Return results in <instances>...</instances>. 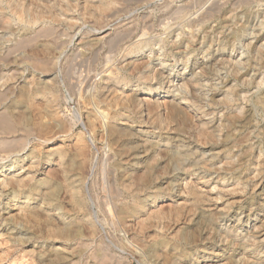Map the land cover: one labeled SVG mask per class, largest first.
<instances>
[{"label": "rangeland", "instance_id": "rangeland-1", "mask_svg": "<svg viewBox=\"0 0 264 264\" xmlns=\"http://www.w3.org/2000/svg\"><path fill=\"white\" fill-rule=\"evenodd\" d=\"M117 1L121 2L120 5L123 3V0H0V55L15 48L16 44L22 42V39L23 41L28 39L33 41L34 39L35 42L30 44L29 49L15 53L16 58L22 59L26 54H33L47 57L46 59L52 64V73L39 74L31 67L29 68V65L20 63L18 67L14 68L18 69L17 72L20 77L19 82L16 83L10 81L11 69L8 70L0 66V87H3V83L6 80L7 82L9 81L7 85L12 86L16 90L23 86L35 89L38 85H51V81L58 76L56 74L58 68L61 67L63 72L65 70L71 71L73 68L70 69V67L75 65L78 67V64H81L78 67L80 69H76V67L74 69H76L77 74L79 71L83 74L80 75L79 73L81 80L83 79L81 76L86 77V73L88 75L89 72L87 71H90V73L94 72L92 75H96V87L84 89L83 86H80L81 84H78L79 88H82L78 90V86L76 87L79 91L77 98V91L75 93L70 92L69 89L57 84V87H55V94L59 96V105L56 112L58 118L74 126V135L85 136L84 138L88 144L90 143L94 159L98 157L103 148L104 152H107L109 148L105 140H99L97 136H94L89 131L86 115L92 111L97 112L99 115L103 111L105 113L103 105L99 106L94 101L99 92L103 94L104 91L102 89L104 87L108 91L113 89L115 95L123 103L127 101L124 96L134 95L137 104L136 117L143 124H130V122H118L117 124L122 127H131L129 129L136 135H143L142 139H137L136 137L134 143L140 146L155 144L151 154L156 159L158 158L157 153L162 147H174L179 148V150L185 149L195 152V149L186 147L189 139L190 141L194 139L183 135L184 137L176 138L171 144L166 142L168 138L174 136L173 132L166 134L164 131L160 136L157 129L151 128L156 122H153V118L150 119L147 116L144 106L145 102L152 101L160 104L161 101L167 100L166 102H169V105L182 107L193 117L194 123H200V126L202 124L207 125L215 134L218 132L215 139L218 140L217 143H222V145L225 144L222 141V134L226 131L224 116H231V114L239 116L246 110H250L251 120L249 127L246 130H237L235 132L240 138H248L247 144L243 143L242 146L230 149V152L224 154L220 153L221 150L219 148H216L215 151L206 152L203 158L215 157V160L213 159L206 164L211 174H207L203 179H200L203 176V170H201L202 174L197 173L193 176L182 177V180L174 183L173 193H163L165 195L161 197L147 199L146 197L152 194L142 193L143 206L133 218L128 219L130 224L127 223L129 226L125 224L127 227L122 226L124 224L115 220L114 222L112 220L104 221L99 208H96V206L91 207L89 197H93L92 199L95 200L96 197L102 198L104 194L101 193L100 188L101 178H95L85 185L86 188H90V191L88 190L87 194L86 191L82 193L85 201L87 200L88 209L93 212V215H89L90 217L86 216L83 220L89 224H98V226L103 223L102 235L104 234L106 243L110 244L116 257L122 258L119 264H138L137 260H144L145 264H225L230 262L227 259L229 257L233 264H248L246 261L247 256L251 257V264H264V106L261 103L264 99V0H251V3L248 2L242 7L234 6L232 1L223 10L219 20L216 19L203 26L204 31L201 30L200 26H195L194 29L189 28V30L188 27L184 26V21L188 17L193 19L197 16L195 14L196 11L197 14L201 12L200 7L195 6L184 20H182V13L181 16L180 14L178 15L180 19L175 15L179 19L177 21L180 22L177 26H174L170 34H167V31L165 33L166 28L162 27L166 26L162 25V21L171 17L172 11L175 12L177 7L179 8L182 4H187L192 0H149L148 4L145 1L132 2L127 7L126 13L118 15L121 16L118 17L120 18L119 21H121V24L116 27L118 30H123L127 27L126 23L129 21H134L133 23L136 24L133 27L135 30H132L135 32H132L133 34L124 44L121 43L119 48L115 50L116 52L114 51L113 55L116 59L114 67L119 69L118 78L116 79L115 77H109L107 73L99 71L102 68L101 63L105 54L102 52L94 59L95 56L87 48L90 40L102 38L105 32L113 30L114 27H111V25L103 29H98V27L108 25L107 22L111 17H107L110 13H108L109 11L107 13L104 12V8L111 9V6H117L118 8L119 3L116 4ZM170 4L171 7L168 6ZM132 17L133 19L130 20ZM143 17L146 18L145 21ZM102 19H105L104 22ZM221 19H224V23H222ZM100 23L103 25L101 24L100 26ZM149 23L150 26H148ZM48 27H50L49 30ZM149 27H151V30H147ZM141 28H144L142 29L143 31H151L147 36L145 35L146 38H139L143 32ZM41 30L50 31L52 36L39 37ZM228 35L233 36L228 39V45L224 47L225 39L223 37ZM31 37L32 39H30ZM59 45H61L60 48ZM77 54L80 59L77 58ZM90 58L93 60H90ZM81 59H84L83 62ZM85 61H88V63L86 64ZM92 61L94 62L92 63ZM143 63H149V66L145 65L139 73H131L133 64L139 65ZM128 64L130 65L127 66ZM74 69L71 73L75 72ZM82 71H86V73ZM241 74H243V77ZM147 77L150 79L148 82L145 81ZM163 78L165 79L162 80ZM81 80L80 83L82 82ZM190 83L193 85L191 94V89L188 88L187 90L186 85L192 86ZM149 87L151 90H148ZM104 93L106 94V91ZM108 93L102 98H105ZM48 97L49 95H43L38 99L40 103H43ZM143 99L148 100L145 101ZM75 102H78L77 105ZM122 102L121 104L123 105ZM128 104V101L124 103L127 108L125 110L130 111L133 109V104H129V106ZM159 113L160 120H164L165 111L162 107L159 109ZM98 122L102 123V129L104 130L107 120H103L100 117ZM52 123L55 124V122ZM151 123L154 125H151ZM160 125V128L165 126L164 122ZM56 130L57 128H55ZM192 130L194 131V129ZM193 131H188V134H193ZM43 138L45 139L46 137L44 136ZM44 139L35 134L29 135L27 137V145L25 144L22 150L18 149L15 151L16 153L9 152L7 155L0 152V165H8L12 160L15 162L14 169L11 168L0 175V191H2L1 188H4V185H1V181L5 177H13L31 185L30 188H23L24 190L20 189L19 191L18 189L15 201H12L11 197L13 195L4 194L0 197V245L5 244L4 242L10 244L13 241L17 242L19 238H26L28 232L35 237L31 243L24 244L22 248H19V250H23L27 254L26 264H48L47 262L42 263L46 259V255L40 254L38 252L40 249L50 254L47 260L55 259L53 258L54 254H60L61 249V251L66 252L69 248L67 253L72 251L70 247L72 245L70 244L47 239L49 236L42 227L45 219L54 218L60 220L62 217L57 212L48 213L46 214L47 217L43 216L42 214H45L43 212L44 202L41 197L47 189L46 180L48 175L46 170L52 166L53 159L56 158L53 155L50 160L46 161L45 154L55 150L56 147L71 145L73 139L57 138L50 142H45ZM180 140H184L183 143L179 142ZM248 149H250V155L245 165L238 166L234 174L226 175L224 170L229 168L227 162L236 163L238 157L243 154L242 152ZM205 150L207 149L205 148ZM198 152L196 153L198 154ZM13 153L15 154L13 158H7ZM109 153L112 154V150H109ZM34 155L37 157H34ZM259 164H262V167ZM237 169L239 170L237 171ZM214 170L219 172V175L214 174ZM185 183H194L203 194L206 208H201V210H203L205 216L215 215L216 217V220H212L211 224L207 223L206 225L205 223L196 228L199 212L196 214L194 212L191 215V212L187 210L189 202ZM155 184L162 190H167L166 185L168 184L165 183L163 177ZM28 192L32 195V200L26 203L23 194L20 193ZM118 200H114L112 203L117 205L126 202L128 205H132L134 202V198L131 195L121 196ZM6 201L11 202L5 204ZM23 208L36 213L40 211L37 214H42L37 215L39 216L37 219L32 216L30 222H25L21 217L20 211ZM218 215L219 217H217ZM6 221L9 224H6ZM63 221H66V218H63ZM116 223H118L119 227H116ZM14 225L16 226L13 228ZM183 234L189 237L186 236V240L180 242L176 248L174 240L181 235L184 236ZM155 237L165 239L166 242L148 252L147 248L150 247V243ZM3 248L0 249V257L2 256L0 264H7L4 261ZM80 264H85V261L80 262ZM88 264H90L89 261Z\"/></svg>", "mask_w": 264, "mask_h": 264}, {"label": "bare ground", "instance_id": "bare-ground-1", "mask_svg": "<svg viewBox=\"0 0 264 264\" xmlns=\"http://www.w3.org/2000/svg\"><path fill=\"white\" fill-rule=\"evenodd\" d=\"M140 1H145L148 4L149 0H123V3L121 5H120L121 2L119 3L117 1L116 4L119 3L118 8H117V6H115V7L111 6V9L109 8L110 10L106 7L104 8L105 10L102 9L106 13L109 11L108 13H110V14H108V16L106 14H104V15L107 17H111V19H109V21H108L109 23L107 22L108 25H106V26L102 27L101 26L102 23H100L99 25L101 27L99 28L97 26L98 29H103V28H106L110 25H111V27H114V28H113V30H111L109 32H105L103 34V36L101 35L102 38H100V37L94 38L88 42L89 45H88L87 49H89L91 51V54L95 56L94 59L96 57H98L102 52L105 54L104 57L102 56L103 62L102 63L100 62L102 64V66H101L102 68L100 67L101 70L99 69V71L101 73H107L109 77H115L117 79L118 74H119V69L114 67L115 62H116V59L113 55L114 51L119 48L121 43L124 44L125 41H127V39L130 38V36L135 32V31H132L134 29L133 27H135V24H136V23H133L134 21H129L128 23H126L128 25L127 27H125L123 30H118L116 27L119 24H121V21H119L120 18H118L121 16H118V15L121 13H126V11L128 10L127 7L132 2L138 3ZM232 1H233L234 6L237 5L238 7L239 6L242 7V5H246L251 0H236L235 3H234L235 0H192L188 3L186 2L187 4H184V5L182 4L183 6L181 5V7H179V8L177 7L176 11H175V9H173L175 12L172 11L173 14L169 13V14H171V17H168L169 16V14H168V16H167L168 18L166 19V17H165L166 20L162 21L163 22L162 25L166 26V27H162V28H166L165 33L167 31V34H170L172 32V29L174 28V26H177L178 23L180 22V21L179 22L177 21L180 19V17L178 16L179 14L181 16V13H182V16H183L182 20H184V19H186L187 14L191 12L193 7L199 6L201 12L197 14V11H196L195 14L197 16L194 17L193 19L188 17L184 21V24H185L184 26H186V28L188 27V30H189V28L194 29L195 26H200L201 30L204 31L203 26L206 23H209V22L211 23V22L215 21L216 19L219 20L220 15L222 14L223 10ZM141 4H139V5H141ZM168 6L171 7V4ZM112 7H113V9H112ZM98 10H99V8H98ZM183 13H185V15H183ZM193 14H194V12H193ZM175 15H177L179 17V19ZM90 16H92V15H90ZM147 18H148V16H147ZM131 19H133V17L130 18V20ZM145 19L146 18H144V21H145ZM104 20L102 19L103 22H104ZM141 20H143V19L141 18ZM223 20H222V23H224ZM148 26H150V23L148 24ZM49 28L50 27H48V30H49ZM150 28L151 27L147 28V30H149ZM142 29H144V28H141V30ZM39 30H40V28H39ZM48 30H46V31L41 30L42 32L38 31L39 35H40L39 37L44 36L46 38V37L52 36V35H50V31H48ZM149 32H151V31H145L144 30L141 33V35L139 36V38L140 37H141V39L143 37L146 38V36L148 35ZM37 36H36V38H38ZM57 36L59 37V35H57ZM232 36L233 35H231V36L228 35L226 37H223L225 39L224 47H226V45H228V39H230ZM30 39H32V37ZM211 41H212V39H211ZM33 42H35L34 39H33V41L29 40V39L23 41V39H22V42L16 44L17 46L15 48H12V49L8 50L7 52H5L4 54L0 55V66H3V68H7L8 70L11 69L12 75H11L10 81L11 82L14 81L12 83L19 82L20 77H19L18 72H17L18 69H14V68L18 67L20 63L21 64L23 63L25 65H29V68L31 67L35 72H37L39 74L52 73V64H51V62H49L46 59L47 57L45 58L44 56L40 57V56L33 55V54H26V56H24L22 59L16 58L15 53L17 51H20V50L25 51L26 49H29L30 44L31 43L33 44ZM60 46L61 45H59V48H60ZM122 46H124V45H122ZM77 58H78V54H77ZM92 58H93V56H92ZM78 59H80V58H78ZM83 60H82V62H83ZM90 60H93V59L90 58ZM94 61H96V60H94ZM94 61H92V63ZM85 62H86V64L88 63V61H85ZM130 64H128L127 66H129ZM78 65H79L78 67H80L81 64H78ZM134 65L135 64L132 65L133 67L130 66L133 68V70L131 72L132 74L141 72L142 69L145 67V65L149 66V63H145V64L143 63V64H139V65L137 64L135 66ZM76 66L77 65H75L74 67H76ZM86 66H88V65H86ZM74 67L71 66L70 69L71 68L74 69ZM78 67H76V69ZM73 69H71V71L65 70L63 72L61 67L58 68V70H56V74H58V76L56 77L57 79L55 78L54 80H52L51 85H46V84H45V86H44V84H43V86L38 85V86H36L35 89H29L28 87L23 86V87H19V89L16 90V89L12 88V86L10 87L9 85H7L9 83V81L7 82V80H6V82L3 83V87H0V152L7 155L9 152L10 153L15 152L18 149L22 150L23 146L27 143V137L29 135H33V134L40 137L41 139H44L43 137L45 136L46 137L44 139L45 142L46 141L50 142L53 139H57V138H59V139L63 138V139H67V140L73 139L72 140L73 143L71 142V145L69 144L68 146H61V147L59 146V147H56V149L53 151H49V152L46 151L47 152L45 154V160L46 161L50 160L53 155H55L56 158L53 159L52 166L48 167L46 170L47 175H48L47 180H46L47 189L45 190V192L43 193V195L41 197V198H43V202H44L43 212L45 214L40 213L43 216H46V214H48V213H53V212L56 213L57 212V214H59V216L62 217V219H60V220L54 219V218H52V219L46 218L44 225H42V227L47 232V234L49 236V238H47V239L49 241L55 240V241L65 242L67 244H70V245H72V246H70L72 251H71V253L70 252L67 253V251H69V248L66 252L61 251L62 250L61 249L60 254L59 253L54 254L53 258H55V259L50 257L53 260H47V257H49L50 254L49 253L47 254L46 252L41 251V249H40V251H38V252L40 254L42 253V255H44V256L46 255L45 256L46 259L44 257H42L45 259L44 261H42L43 260L42 258H40V259H42L41 260L42 263L47 262L48 264L49 263L50 264H80V262L82 263V261L83 262L85 261V264H88V261L90 264H119V261H121L122 258L116 257V254L113 253L114 251L111 249L110 244L106 243L107 241L105 239V236H103L104 234L102 235V230H103L102 224L103 223L98 226V224H94V223L89 224L83 220L84 217L89 216V215H93L92 214L93 212H91L90 209H88V206L86 203L87 200L85 201L84 196L82 194L83 191H86V194H87L88 190L90 191V188H86V186H85L86 183L91 182L95 178H98V177L101 178V187L100 188H101V193H104V194H103L102 198L96 197L95 200L92 199L93 197L92 198L89 197V202L91 204V207L96 206V208L97 207L99 208V212L102 213V215H103L102 219H104V221H107V220L111 221L112 220L114 222V220H115L118 223L124 224L122 226H125V224L129 223L128 221H130L128 219L133 218L141 210V208L143 206V200H144L142 198V196H143L142 193H151L152 194L151 196H147L146 197L147 199L161 197V196L165 195L163 193H173L174 183L179 181V180H182L181 179L182 177L196 175L197 173H201V170H203L202 171L203 176L200 179H203L204 176H206L207 174H211V171H210L209 167L207 168L206 164H207V162H211L215 157L213 156V158H212L210 156L211 158H209V157L203 158V157H205V154L207 151H209V152L212 150L215 151L216 148H219L221 150L220 153L224 154V153L230 152L229 151L230 149L242 146L243 143L247 144L248 138H246V137L240 138L235 134V132L237 130H239V131L246 130L249 127L250 120H251V114H250V110H246L244 113H242V115H239V116L233 115V114H231V116H227V115L224 116L226 131L222 134V141L225 143L224 145H222V143H220V144L217 143L218 140L215 139V138H217L216 134L218 132L215 134V132L213 130H211L207 125L202 124L200 126L199 125L200 123L199 124L194 123L193 117H191L190 114L187 111H185L182 107H180L178 105H169L168 104L169 102L168 103L166 102L167 100L163 101V102L161 101L160 104L158 102H152V101L151 102H145L144 106H145V110L147 111V116H149L150 119L153 118L152 119L153 122H156L155 125L153 123H151V125L152 124L154 125L151 128L154 130L157 129L160 136H161V133L164 131L166 132V134L169 132H173L174 136L171 138H168L166 140V142L171 144L172 142L175 141L176 138H180L183 135L184 136L187 135L188 138L192 137L195 140V141L194 140L190 141V139H189L187 146H186L187 148L191 147V149H195V152H190V151H187L185 149L179 150V148H174V147H171V148L162 147V148H160L159 152L157 153L158 158L156 159L151 154L153 152V149H154L153 145H155V144H148V145L146 144V145L140 146V145L134 143L136 137H137V139H142L143 135L142 134L136 135V134H134V132L132 130H130L131 127H122L119 124H117L118 122H123V123L124 122L125 123L130 122V124L135 123L138 125L143 124L136 117L137 104H136V100H135L134 95H132V96L126 95V97L124 96V98H127V101L129 102V104H133V109L131 108L132 110L128 111V110H125L126 107L124 105V103L127 101H125L123 103L115 95V91H113V89H112V91L110 89L109 90L110 92H109L104 87L102 90L104 92L106 91V94L109 92L108 95L105 98H102L106 94L104 92H103V94L99 92L94 101L99 106L103 105L105 113L103 111L104 114L101 113L99 115V114H97V112L92 111L86 115V120H87L89 131L92 132L94 134V136H97L99 138V140H101V141L105 140L107 143L106 145L108 146L109 150H112L113 153L110 154L109 150L107 152H104V148H103L102 152L99 153L98 157L94 159L93 154H92L91 149H90L91 148V146L89 145L90 143L88 144L87 140L84 138L85 136L83 137L81 135H79V136L74 135V132H73L74 126H71L70 124L65 123L64 121L59 119L58 115L56 114V112L58 110V105H59V96H57L55 94V87H57L56 84L58 86L65 87V89H69L70 92L72 91L73 93H75L77 91L78 93L76 95V98L78 97V94H79L78 90H80L82 88V87L79 88L80 86H83V88L85 89V88H89V87L93 88L94 86L96 87V85H97L96 75H92L94 72L90 73V71H87L90 73V74L88 73V75H87L86 71L83 72L84 71V69H83L82 72L86 73L85 74L86 77L81 76L83 78L81 80L79 78V76L83 75V74H81L80 71H79L80 75H79V73L77 74L76 69H74L75 72L73 71V73H71ZM78 69H80V68H78ZM91 70H93V69H91ZM235 72H234V74H235ZM240 73H238V74H240ZM0 75H1V70H0ZM51 76H52V74H51ZM153 76H154V74H153ZM241 76L243 77V74H241ZM164 79L165 78H163L162 80H164ZM80 80L82 81L81 83H80ZM149 80L150 79L147 77L145 81L148 82ZM143 81H144V79H143ZM78 84L79 85L81 84V85L78 86ZM186 85H187V90H188V88L191 89V92H190V94H191L193 85L192 84H191L192 86H190L188 84H186ZM77 86H78V90L76 88ZM89 89H86V90H89ZM148 90H151L150 87ZM86 93H87V91H86ZM100 94H101V96H100ZM43 95L44 96L49 95V97L46 101H44L43 103H40L38 98L43 96ZM74 96H75V94H74ZM109 97H110V99H108ZM78 99H80V98H78ZM138 100H140V99H138ZM143 100L147 101L148 99H143ZM79 102H80V100H79ZM121 102L123 103V105L121 104ZM77 103H76V105H77ZM261 103H263L262 106H264V99L261 101ZM89 104H91V103H89ZM129 104H128V106H129ZM86 106H88V105H86ZM161 107L165 111L164 120H160L161 118H159V115H158L159 109ZM100 117L103 120L104 119L107 120V124L105 125L104 130L102 129L103 128L102 123L98 122ZM48 122H51V123H48ZM52 122H55V124ZM163 122H164L165 126L164 127L162 126L163 128H160V126H161L160 124H163ZM174 127H177V128H174ZM55 128H57L56 131H55ZM192 129H194V131ZM190 130L193 131V134H190L191 136L188 134V131H190ZM145 133H147V132H145ZM55 136H56V138H55ZM40 141H42V140H40ZM44 141H43V143H44ZM183 141L184 140H180L179 142L183 143ZM217 144H219V145L217 146ZM157 146H159V145H157ZM205 148L207 150H205ZM249 150L250 149L242 152L243 154H241V156L238 157L236 163L225 161V162H227V165L229 166L228 169L224 170L226 175L227 174H234V172L236 171L235 169L238 166L245 165V163L248 161L247 159H249L248 158V156L250 155ZM197 151H199L198 152L199 155L196 153ZM148 152H150V153L147 154ZM4 154H2V155H4ZM14 155H15L14 153L10 154V156H8L7 158H9V159L13 158ZM4 157H5V155H4ZM34 157H37V156L34 155ZM1 160H2V158H1ZM259 166L262 167V164H259ZM11 168H13V169L15 168V162H13V160L8 165H6V164L0 165V175L2 174V172L9 171ZM238 170L239 169H237V171ZM213 173L219 175V172H217L216 170H214ZM161 177H163V179H165V183L168 184V185H166L167 190H162L161 188L157 187L155 184L159 179H161ZM189 179H190V177H189ZM93 183H95V182H93ZM2 184L4 185V188H1L2 191H0V192H2V194H0V197H2L4 194L13 195V197H11L12 201H15L16 194H17L16 192L18 189L20 191V189L22 190L23 188H30L31 187L30 183L15 179L13 177H10V178L5 177L1 181V185ZM185 187L188 190L187 191L188 202H189L187 205L188 212L190 211L191 215L194 212H195V214L199 212V214H198L199 219L197 218L198 221L196 220L197 223L195 225L196 228L199 225H204L205 223H206V225H207V223L211 224L212 220H216L215 215L205 216V214L203 213V210H201V208H206V204H205V198H204L203 194L199 191L197 186L194 183H185ZM20 194H23V197H24V200L26 203H28L30 200H32L31 199L32 195L29 192L28 193H20ZM124 195H128V196L131 195L134 198V202L132 205H128L125 201H124L125 203L122 202V203L117 204V205L112 203V201L118 200L121 196H124ZM87 196H90V195H87ZM10 202L11 201H9V202L6 201L5 204H9ZM120 202H121V200H120ZM20 211H21V217L24 219L25 222H28V221L30 222L31 221L30 218H32V216L33 217L35 216L37 219V217H39L37 215H40V214H37L40 211H38L36 213V212H32V210H28L25 208L21 209ZM96 214H97V212H96ZM217 217H219V215ZM63 218H66V221H63ZM118 223H116L117 224L116 227H119ZM6 224H9V223H7V221H6ZM15 226L16 225H14L13 228ZM131 226H133V225H131ZM10 227H12V226H10ZM125 227H127V226H125ZM13 228H12V230H13ZM192 228H194V227H192ZM26 236H27L26 238L25 237L19 238L17 240V242H15V241L12 242L10 239V241L12 242L10 244L8 242H4L5 244H2L4 248L1 247L2 245H0V247L3 248V251H4V254H3V257L5 258L4 261L7 264H12L13 261H15L16 264H26L27 263V261L25 260L28 258V257H26L27 256L26 252L23 250H19V248H22L24 246V244L31 243V241L34 240L35 237L30 232H28ZM186 236H188V235H184V236L181 235L178 239H175L174 240V242H175L174 246L177 248L179 246L180 242H183L186 240ZM36 239H38V238H36ZM2 241H4V240H2ZM6 241H9V240H6ZM151 242L152 243H150V247L147 248L148 252L149 251L151 252L153 250V248L156 246L165 244L166 241H165V239L155 237L152 239ZM234 243H236V242H234ZM64 246H66V245H64ZM112 247H113V244H112ZM237 247H238V245H237ZM27 252H29V251H27ZM1 255H2V253H1ZM227 259H229L230 262H227L225 264H233L230 257ZM246 261L248 264H251V257L247 256ZM15 262H14V264H15ZM137 263L138 264H145L144 260H141V261L137 260ZM205 264H208V263H205Z\"/></svg>", "mask_w": 264, "mask_h": 264}]
</instances>
